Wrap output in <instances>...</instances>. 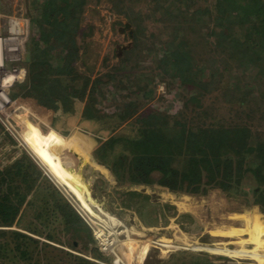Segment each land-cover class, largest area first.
Segmentation results:
<instances>
[{"label": "trees", "instance_id": "16d2710c", "mask_svg": "<svg viewBox=\"0 0 264 264\" xmlns=\"http://www.w3.org/2000/svg\"><path fill=\"white\" fill-rule=\"evenodd\" d=\"M88 4V0H44L33 4L40 17L33 18L32 23L33 58L28 60L27 81L31 87L22 96L36 100L42 108H47L49 120L60 110L72 114L76 103L85 102L83 119L100 123V129H110L112 135L106 142H100L96 149V159L109 167L120 187L128 184H157L175 193L192 195H205L216 189L241 198L248 207H259L264 213V137L260 130H252L242 119L238 123L223 125L221 121L224 118H221L220 112L216 116L214 113L208 115V110L198 113V122L195 118H187V110L191 109L189 106L193 104L195 108L203 109L206 94L215 87L218 90L220 88L223 96V103L217 104L220 108L227 109L228 115L233 112L230 105L236 102L240 107L251 109L242 113L246 115V120L264 122L263 113L258 117L255 108L252 109L256 103L254 100L252 103L250 101L254 98H241V93L239 95L235 90L239 89L237 83L224 86L221 82L225 78L215 66V54L219 50L231 63L222 62L225 70L236 63L243 72L251 67L257 71V78L264 79V0H217L216 18L213 20L216 27L206 35H199L205 44L209 38H214L215 41L214 48L209 50L206 58H198L201 56L200 52L194 53L192 44L181 35L188 29L184 25L190 24L192 27L195 21L183 18L184 21L178 27L173 26L171 44L165 46L164 55L158 59L156 67L172 77H178L184 85L191 86L194 94L185 104V111L176 117L156 110L139 116L137 124L140 126L136 125L138 128L135 137L116 133L122 126V121L134 117L135 105L125 104L123 110L121 107L123 113L118 116L106 114L97 107L98 103L102 106L104 99H108L105 97L107 92L104 91L107 82L115 80L117 84H113V88L119 89L118 91L136 87L132 82L130 86L124 85L122 78L117 80V74L106 75V80L98 78L91 82L82 78L83 84L76 82L81 78L74 65L79 60L77 37L81 34L82 16ZM115 6L116 12L124 15L136 27L137 32L144 31L139 19H134L138 14L130 7L124 10V0H116ZM209 11L208 9L206 12L212 16L213 12ZM60 47L64 53L59 55V65H50L49 58L53 57L51 53ZM24 103L38 116L41 115V111L37 112L27 99H24ZM214 103L212 101L210 105ZM42 116H46L44 111ZM24 117L30 120L24 114H19L17 119L20 121ZM115 118L117 121L113 120ZM208 120L210 124L207 123ZM49 132L50 130L47 134ZM74 136L69 137L70 148H73L70 141L76 138ZM46 147L48 151L56 153L52 146ZM109 151L110 157L107 155ZM58 154L61 157V153ZM46 157L52 166L61 168L48 153ZM109 158H113L110 166L107 163ZM41 167L36 158L24 155L12 165L0 169V264H95L19 230H11L14 225H18L21 230L60 244L59 234L66 233L73 238H80L81 232L87 229L80 215L61 197L49 178L44 176ZM60 171L61 174L64 173L63 169ZM110 177V185H113L115 180L111 173ZM70 178L71 182L78 183L75 178ZM83 192L86 196L93 195L89 194L85 185ZM126 195L131 200L129 203L125 201V206L139 213L141 218L149 213V204L156 206L149 203L150 197L142 193L129 192ZM38 199L40 206L35 212L34 222L21 224L23 206L33 207ZM161 217L165 221V215L161 214ZM50 218L56 222L61 219L62 230L51 226L53 223L49 222ZM145 223L150 225L146 221ZM94 255L102 257L98 250Z\"/></svg>", "mask_w": 264, "mask_h": 264}, {"label": "rangeland", "instance_id": "374dc122", "mask_svg": "<svg viewBox=\"0 0 264 264\" xmlns=\"http://www.w3.org/2000/svg\"><path fill=\"white\" fill-rule=\"evenodd\" d=\"M43 1L0 0L1 35L5 36L7 33L5 26H7V18L9 17L27 19L29 20L30 26L25 51H22L20 54V62L10 63L8 60L5 65L6 71L0 77V84H2L3 80L10 82L9 85L11 86L8 87L9 85H6L7 89L5 91V95L9 97L10 103L4 109H0V169L12 165L15 160L22 158L24 155L28 158H36L42 166L44 176L52 179V182L56 184V187H54L61 194V197L80 215L87 229L81 232L80 238L78 236L73 238L71 234L66 233L59 234L60 236L58 238L61 239L60 244L49 242L41 236H36L21 230L18 225H14L11 230H19L41 240V242H48L55 248L64 250L95 264H113V262L114 264H263L260 260L238 257L233 253L219 252L216 256H208L206 254L195 253V251L188 252L186 250L178 251L172 249L167 251L166 247L158 243H145L149 235L150 238H155L160 241L163 236L171 238L172 230H170V221L173 220V223L175 225L177 224L176 226H179L182 231L187 232L191 236H196L197 241H184L189 246L197 243L203 245L215 244L218 247L223 245L229 250L245 247L240 242L255 239L257 230L264 235V213L259 207H248L246 202L241 198L229 196L221 190L216 189L208 191L205 195H192L175 193L157 184L148 186H130L128 184L120 187L116 176L111 170L110 173L115 180L113 185L107 186V183L110 181L105 178L98 179L96 182L100 187L98 193H96L98 196L95 194L86 196L87 194L83 192V182L80 181V174L82 173V166L85 165L87 160L98 158L97 150L92 152V146L89 144V139L96 137L87 135L89 138L87 139L83 135L75 134L74 137L76 138L70 141L73 148L69 147V138L67 137L68 141L66 142L64 153H62L63 149L59 150L61 157H63L62 159L66 161L67 165L62 164L59 160H54L59 161L62 167L65 165L67 169H69L68 165H71L70 172L66 170L67 173L64 177H60V169L50 167V164H43L42 159L45 158H37L32 152L30 153L28 151L20 135L22 130L34 128L35 126L32 133L47 145L50 143V135L47 134L50 130L52 132L51 135L54 137V145H57L55 148H58L59 140L65 137L55 129L61 123V119L62 121L66 119L64 120L66 124L78 125L77 123H80L79 125L85 126L87 132H104V135L98 136L97 139L102 137L107 141L112 135L109 133L110 129L108 128H104L105 130L103 129L104 131H101L100 123L84 120L83 117L79 122V118L76 116V109L78 110L79 106L82 107L81 109L85 108V102L76 103L75 112L72 114L63 113L62 110L55 112L50 122L44 120L42 116H38L36 112L34 113L32 111L33 109L24 105V99H27L33 104L32 106L37 112L44 111L45 115L49 114L48 110H46L47 108H42L36 100L22 96L31 87V84L27 81L29 79L28 60L31 57L33 58L31 54V38L33 37L34 25L32 23L33 18L40 17L33 4ZM216 1L124 0V10L130 7L135 14H138V17L134 16V19H139L144 31L139 30L137 32L136 27L124 15H119L116 12V0H88L89 4L82 16L81 34L77 37L79 60H76L74 65L76 66V73L81 78L77 79L76 82L83 84L82 78H87L91 82H94L98 78H104L106 80V75L117 74L119 76L117 80L120 81L122 78L124 85L130 86V82H132L133 86H136L131 87V90L120 89L118 91L119 89L113 88V84H117L115 80L113 82H107L108 84L104 86L106 87L104 88L105 93H108H106L105 97L108 99L106 101L104 99L102 106L99 103L97 106L102 112L118 116V114L123 113L122 110L125 104H133L136 106V114L134 117L122 121V124H120L122 126L116 132L117 134L126 137H135L137 126H140V124H137V119L146 112L156 110L169 113L176 117L185 111V104L188 103L187 101L194 94L193 88L184 85L178 77H172V75L166 74L158 69L156 62L164 55L165 46L171 44L173 26L177 25L178 27L180 22L184 21L183 18L195 22L192 27L190 24L184 25V28L186 29L188 27V29L181 34L182 37L186 38L190 42V45L192 44L194 53L200 52L201 56L198 58H202L203 56L205 58L207 57L209 50L215 46L214 38L206 39L208 41L205 44L199 38V35L203 33L206 35L216 27L213 21L216 18ZM189 4L190 7H187ZM162 5L164 6L161 7ZM208 9L210 13L211 11L213 12L212 16L206 12ZM197 11L199 13H196ZM217 31H220V29L217 28ZM63 53L61 47L57 51L52 52L53 57L49 58L51 60L49 64L51 65L52 63L53 66L57 67L59 65V55ZM4 57L5 54L3 53V60ZM215 60L217 61L215 64L216 69L225 78L221 83L224 86L237 83L239 87L238 90L235 89L237 94L240 95L241 93V98L244 99L248 97L254 98L250 101L252 103L254 100L256 103L252 109L255 108L258 117L262 113L264 116V79L257 78V71L249 67L243 72L236 63H232L233 65L228 70H225L222 62L227 60L225 55H221L219 50L215 54ZM123 61L124 63L122 64ZM228 63L231 64L230 62ZM199 64H202V62ZM13 67H18V75L23 70L22 75L24 78L22 81H14ZM222 98L220 88L219 90L215 89V87L212 88L206 94V99L203 101L204 108H195L193 104L190 105L189 107L191 109L187 110V118L189 120L195 118L194 120L197 121L198 113H202V111L208 110V115L214 113L215 116L219 115L218 113L220 112L221 118H224L221 124L230 125L241 122L239 119H242L245 120L244 122H247L252 130L259 129L262 137H264V122L261 123L255 119L252 121L246 120V115L242 114L251 111V109L246 106L240 107L235 102L230 105L233 108L232 115H228V110L222 107L220 108V105L217 104L223 103ZM212 101L215 103L211 106ZM19 114L29 116L30 120L28 117H24L19 121L17 119ZM113 120L117 121L116 118ZM209 122L210 120L207 121L208 124H210ZM4 124H7L8 127L6 128ZM100 141L102 143L106 142L104 140L102 141V139L98 142L100 143ZM107 155L110 157V151ZM50 156L51 158H60L59 154L55 153H51ZM112 160L113 158L107 160L109 166ZM91 161L96 164L98 163V165H103V162L98 160H96L97 162ZM103 166L107 168V166ZM70 176L75 178V180H79V183L71 182L72 179ZM129 192H139L144 196H149V203L156 205L153 207L149 204V213L145 215L146 220H143V222L139 213L127 208L124 204L125 201L129 203L128 201L131 200L130 196L126 195ZM31 198L32 195H30L29 199ZM35 203L33 207L32 205L23 206L22 212L24 214L22 213L21 224L24 225L29 222H34L35 212L38 211L40 206L39 199ZM187 204L192 206L190 212H179L178 205ZM167 205L169 207H166ZM161 214L165 215V221L162 220ZM132 221L140 229L136 228L132 224ZM145 221L150 223L153 229L158 230L156 231L157 233L153 232L155 235L153 233L149 234L148 230L150 229ZM49 222L53 223L51 226L54 228L62 230L61 219H58L56 222L55 219L50 218ZM214 225H225L231 230L228 231V234L220 233L218 238H216L212 234V227ZM123 230L127 234L126 236H120L121 238L119 240L121 242L128 238L140 241L139 244L135 245L137 257L134 260L129 254L124 253L126 248L123 250L120 248V252H117L119 261L115 259L117 256L113 253L103 252L102 250L104 248L102 244H105L103 242H112V240L118 238L116 232L122 233L121 231ZM141 232L144 236H142ZM101 233H103V237L99 238L98 235ZM218 241H223V243H219ZM97 250L102 255L101 258L94 255Z\"/></svg>", "mask_w": 264, "mask_h": 264}, {"label": "bare ground", "instance_id": "6f19581e", "mask_svg": "<svg viewBox=\"0 0 264 264\" xmlns=\"http://www.w3.org/2000/svg\"><path fill=\"white\" fill-rule=\"evenodd\" d=\"M1 75H2V71L0 70V77H1ZM4 84L9 85L10 82H5ZM191 207L192 206H190V207L187 206L186 207V205H185V207H178V210L181 213H186V212H190ZM143 220H145V216L142 217V222H143ZM170 224H171V229L170 230H172L171 231L172 232L171 238H168L166 236H163L162 240L160 241V240H156L155 238H150L149 237L150 235H149L148 238H147V240L145 241V243H153V242L154 243H158V244L166 247L167 248L166 249L167 251L169 249L178 250V251L186 250L188 252H194L195 251V253L206 254L208 256H216L217 253H219V252H222V253H233V254H235L238 257H246V258L260 260L264 264V249H263V247H264V238H263L264 235H262L261 233H259L258 230L256 231L257 232V236H256L255 239L253 238V240L250 239L251 241L250 240H247V241H241L240 242V244H244L245 247H242V248H239L238 247V248H236L234 250H229L226 247H224L223 245L220 246V247H218L215 244L203 245V244H198L197 243V244H194L193 246H189L188 244H185L184 241H187V240H190V241L191 240H196L197 241L196 236H191L187 232L182 231L179 226H176L177 224L175 225L173 223V220L170 221ZM147 226L150 229V230H148L149 231V234H152L153 232L158 231L157 229H153V226L151 224L150 225L147 224ZM229 230H231V229H228L225 225H214L212 227V231H213L212 234L215 235L214 237L218 238V236H219L220 233H222V234H228V231ZM121 232L122 233H120V232L118 233V231L116 232L118 238L112 240V242H109V241H108V243L103 242V243L107 244L106 245V251H107V253L108 252L113 253L115 256L118 257L117 252L118 253L120 252V248L122 250L124 248H126V251L124 250L125 251L124 253L129 254L131 256V258L134 260L137 257L136 250H135L136 249L135 245L136 244H139L140 241H138L136 239H133V238H128V239H125L123 242H121L119 240V238H121L120 236L121 235L126 236V234H127V232L125 230H123ZM204 232H205V230H204ZM153 234L155 235V233H153ZM239 234H241V233H239ZM98 237L99 238L103 237V233L99 234ZM198 240H200V239L198 238ZM218 242L219 243H223V241H218ZM226 242H227V240H226Z\"/></svg>", "mask_w": 264, "mask_h": 264}, {"label": "crops", "instance_id": "0c3cea01", "mask_svg": "<svg viewBox=\"0 0 264 264\" xmlns=\"http://www.w3.org/2000/svg\"><path fill=\"white\" fill-rule=\"evenodd\" d=\"M81 108L82 107L79 106V109L78 110L76 109V116H78L79 122L82 119V113H83V109H81ZM40 114H41L40 116H42L43 111H41ZM48 117H49V115H46L43 118H44V120H47L48 122H50L51 119L49 120ZM64 120H66V119H63V121L61 119V123L58 124L57 128H55L57 130V132H59L61 135L65 136L63 138L64 140L63 139L59 140V147L58 148H55L57 145H54V140H52V139H54V137L53 138L50 137L49 146H53L54 147L53 150L56 151L55 154H58L59 150L63 149L64 146L66 145V142L68 141V138L71 137L72 135H75V134L83 135L87 139H89L87 137V135L88 136L92 135V136L96 137V138L89 139L90 140L89 144L92 146V152L94 150H96L100 146V143L98 142L100 139H102V141L103 140L106 141L102 137H99L98 138L99 140L97 139L98 136L104 135V132H99V133L87 132L85 130V126L84 125H79L80 123H77L78 125H74V124H70V123L66 124V122H64ZM30 129H34V128H30ZM30 129L22 130V132H20L21 133L20 134L21 138L24 140V142H25V144H26V146L28 148V151L30 153L32 152L35 155V157L37 156V158H45V159H42L43 162H44L43 164L49 165L50 163L47 162L46 154L48 153L50 155L53 152L48 151V149L46 147L47 144L43 143L40 139L36 138L35 135L32 133V131ZM100 130L104 131L102 128ZM73 132H74V134H73ZM49 134H50V136H52L51 135L52 132H49ZM60 158H52V159H53V162H56L59 166H61V163L62 164L64 163V164L67 165L66 161H63V159H60ZM55 159L59 160L61 163L59 161H54ZM78 160H80V159H78ZM91 160L97 162L96 158H91ZM91 160H87L85 165L82 166V170H81L82 173L80 174V177H81L80 181H82L83 185L86 186L87 190L90 192V193L88 192L89 194H95V195L98 196V194H96V193H98V190L100 189V187H99L98 184H96V182L98 181V179H103V178H105V179H107L108 181L111 182L112 180H110L111 179V177H110V169H108L109 167L106 168L103 165H98V163L96 164V163L92 162ZM50 167H54V166H52L50 164ZM68 167L70 169L71 165H68ZM58 169H63L64 170V173H62L60 175V177H64L66 175V173H67L66 170L69 171V169H67L65 165H63V167L61 166V168H58ZM49 180L52 182L51 178H49ZM110 182L107 183V186H111V185H109ZM52 183L56 187V184L54 182H52ZM187 206L190 207L189 204H187L186 207ZM178 207H185V205H179ZM132 224H133V221H132ZM135 227L140 229L139 226H135ZM142 236H144L143 233H142Z\"/></svg>", "mask_w": 264, "mask_h": 264}, {"label": "built area", "instance_id": "2783aa9c", "mask_svg": "<svg viewBox=\"0 0 264 264\" xmlns=\"http://www.w3.org/2000/svg\"><path fill=\"white\" fill-rule=\"evenodd\" d=\"M29 20L21 19L17 17H9L7 18V26H6V35L3 36L0 34V68L2 71V75L5 73V65L7 64L8 60L10 63H18L21 59L20 54L22 51H25L26 48V41L27 37L30 33L29 31ZM3 53L5 54L3 60ZM18 67H13L14 72V81H22L23 80V70L20 75H18ZM1 75V76H2ZM4 77V76H3ZM7 79V78H6ZM5 81L2 80V84H0V109H4L10 102L9 97L5 95L6 91V84ZM10 87V86H8ZM3 107V108H2ZM0 110V111H1ZM7 128L8 125L4 124ZM11 126V125H10ZM12 127V126H11ZM15 131V130H14ZM104 248L102 249L103 252L106 251V244H102ZM117 261L119 258L116 257ZM115 261V260H114ZM114 264V262H113Z\"/></svg>", "mask_w": 264, "mask_h": 264}]
</instances>
